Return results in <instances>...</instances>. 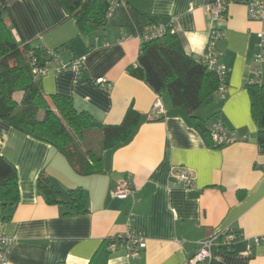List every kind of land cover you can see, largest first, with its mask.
I'll use <instances>...</instances> for the list:
<instances>
[{"label": "crops", "instance_id": "obj_1", "mask_svg": "<svg viewBox=\"0 0 264 264\" xmlns=\"http://www.w3.org/2000/svg\"><path fill=\"white\" fill-rule=\"evenodd\" d=\"M118 1L123 4L104 28L85 32L62 0H0V14L20 42L56 50L66 62L82 59L80 72L50 68L41 77L46 94L71 96L78 111L102 125L121 124L131 109L139 116L131 138L116 147L101 149L103 131L94 128L100 146L88 148L100 151L102 171L88 175L50 143L0 119V154L16 166L20 187L17 204L0 205V232L14 239L7 264H88L106 240L117 242L108 264H190L203 240L229 230L239 235L234 252L216 247L214 264H264V242L244 254L253 238L264 236V143L247 88L255 81L264 18L252 19L245 5L233 3L215 20L217 0ZM153 22L171 27L197 58L208 52L213 29L225 32L216 49L230 69L228 93L209 96L195 112L197 121L129 72ZM158 97L165 115L154 118ZM216 118L246 137L212 147L197 123L207 128ZM176 167L192 172V189L171 174ZM42 172L64 201L70 189L83 188L88 211L49 204L38 188ZM124 180L134 189L120 199L114 190ZM130 234L145 240L137 253L128 250Z\"/></svg>", "mask_w": 264, "mask_h": 264}, {"label": "trees", "instance_id": "obj_2", "mask_svg": "<svg viewBox=\"0 0 264 264\" xmlns=\"http://www.w3.org/2000/svg\"><path fill=\"white\" fill-rule=\"evenodd\" d=\"M64 6L82 25L85 32L104 28L108 19L107 0H62ZM56 51V50H55ZM31 54V55H30ZM32 57L45 65L47 51L20 42L11 24L0 14V119L36 139L57 148L78 173L94 174L102 171L100 151L84 149L87 130L103 131L101 149L127 142L135 132L139 116L129 110L119 125L98 124L90 114L78 111L73 98L55 93L46 94L42 80L33 74ZM129 72L144 80L159 96L169 95L175 108L188 113L197 121L195 112L218 89V74L199 58L183 49L176 33L165 32L161 37L143 41L136 65ZM251 97V111L258 125V141L264 143V83L247 84ZM219 119V118H216ZM215 120V119H214ZM197 123V122H196ZM197 126L212 147L216 145L208 128ZM38 188L51 205L63 204L77 213H86V193L81 187L69 190L64 201L44 172L38 177ZM20 199L16 166L0 154V205H15ZM8 217H3L6 220ZM106 240L88 264H108L111 255ZM227 251L234 252L233 247ZM210 264H214V260Z\"/></svg>", "mask_w": 264, "mask_h": 264}, {"label": "built area", "instance_id": "obj_3", "mask_svg": "<svg viewBox=\"0 0 264 264\" xmlns=\"http://www.w3.org/2000/svg\"><path fill=\"white\" fill-rule=\"evenodd\" d=\"M109 2V12L116 7L123 4L122 1L118 0H108ZM233 3H239L246 6L248 10V15L252 19H262L264 18V0H217L212 6V17L217 20L225 16L228 7ZM171 31V27L164 25L162 23L153 22L149 25L147 31L143 35V41L156 39L161 37L165 32ZM225 32L218 29H213L211 31L210 40L208 42V52L199 59L206 64L209 69L215 71L219 76V86L216 90V94L221 98L225 99L228 93V77L230 69L220 60L221 52L216 49V42L224 37ZM260 50L256 53L253 60V72L255 74V81L260 82V77L262 75L263 65H264V33L260 34L259 42ZM47 60L45 65H39L37 58L32 57V67L33 74L36 78H40L45 75L50 68H54L57 71H63L68 68L75 69L76 71H81L82 69V59H74L71 62H66L60 59V56L55 50H46ZM31 55V54H30ZM105 79H98V83L102 85ZM161 97V96H160ZM158 97L152 105V113L154 118H161L165 115V107L162 99ZM208 131L210 132L211 138L216 145H227L234 143L238 140L245 138V135L240 134L236 130L229 129L220 119H215L209 122ZM171 174L176 178L179 184H183L186 188L192 189L194 176L192 172L180 169L177 167L173 168ZM134 187L128 180L121 181L117 184L114 195L117 198L125 199L132 192ZM239 235L235 231H226L220 234H214L207 237L200 243L199 249L196 254L190 259V264H210L213 260V251L216 247H227L230 250L233 245L238 240ZM129 246L128 250L131 253H137L140 249L146 246L145 240L136 237L133 234L129 235ZM264 242V236L255 237L250 241L244 254H248L249 251L256 245ZM14 243V239L5 233L0 232V264H7L9 261L10 249ZM117 247V242H112L108 249L114 250Z\"/></svg>", "mask_w": 264, "mask_h": 264}, {"label": "rangeland", "instance_id": "obj_4", "mask_svg": "<svg viewBox=\"0 0 264 264\" xmlns=\"http://www.w3.org/2000/svg\"><path fill=\"white\" fill-rule=\"evenodd\" d=\"M97 129H89L86 131L85 139H84V149L88 147L96 148V146H100V140L102 135H100Z\"/></svg>", "mask_w": 264, "mask_h": 264}]
</instances>
